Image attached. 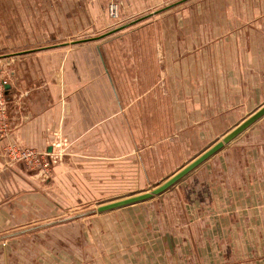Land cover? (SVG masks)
<instances>
[{
	"label": "rangeland",
	"instance_id": "obj_1",
	"mask_svg": "<svg viewBox=\"0 0 264 264\" xmlns=\"http://www.w3.org/2000/svg\"><path fill=\"white\" fill-rule=\"evenodd\" d=\"M110 6H115L112 13ZM225 7V0H0V66L10 86L7 95L10 127L19 125L25 97L43 87V83L52 82L61 89L99 88L97 44L104 58V72L109 74L115 87L120 107L117 118L103 123L102 144L97 143L101 133L96 135L94 130L66 137L59 129L49 128L45 129L44 145L50 150L44 145L41 148L25 145L17 142L18 138L0 143V153L5 143L34 149L49 168L48 173H44L19 164L21 162L8 163L0 155V183H16L18 188L16 193L7 192L16 198L9 201L14 202L12 206L0 210V233L151 189L221 138L229 130L231 120L253 112L248 107L230 120L223 119L221 125L208 124L205 118L200 122L187 120L188 124L184 120L170 121L167 112L176 97L160 93L161 87L175 86V81L166 78L170 65L164 64L163 56H173L176 62L174 56L181 49L185 54L190 53L191 44L204 49L216 21L222 23L219 19H223ZM121 26L125 27L118 29ZM114 29L118 30L100 37ZM94 37L98 38L73 43ZM52 45L64 47L58 48L56 55L45 54L44 59L27 60V55L20 53ZM61 57H65L66 69L59 61ZM23 63L25 71L19 74ZM46 68L50 78L64 68L67 84L39 78ZM104 80L107 88L106 75ZM147 89L150 91L144 95ZM88 109L96 111L95 106ZM104 114H107L106 109ZM178 124H185L188 134L178 137L180 130H177L174 132L177 135L167 137V127ZM12 165L17 173L23 169L24 180L20 175L8 174L7 170L2 172ZM175 186L139 205L147 209L155 206L158 214L167 208L172 210L169 205L175 202ZM12 187L15 188V184ZM108 212L0 241V264L8 259L18 264L37 260L43 263L48 257L43 252L48 249H61L60 254L65 252L74 260L73 256L83 247L77 233L88 231ZM88 247L91 249L89 244ZM4 248H19L25 252L6 256Z\"/></svg>",
	"mask_w": 264,
	"mask_h": 264
},
{
	"label": "crops",
	"instance_id": "obj_2",
	"mask_svg": "<svg viewBox=\"0 0 264 264\" xmlns=\"http://www.w3.org/2000/svg\"><path fill=\"white\" fill-rule=\"evenodd\" d=\"M225 2L223 19H219L222 23L216 21L204 49L191 44L190 53L181 49L174 56L176 62L173 56H163L164 64L170 65L166 78L175 81L174 87L160 89L161 95L176 97L167 112L170 121L184 120L188 124L187 120L200 122L205 118L208 124L221 125L223 119L230 120L248 107L254 111L264 103V0ZM190 26L196 33L195 25ZM96 46L99 88L61 89L58 84L43 83L25 97L19 125L9 127L0 143L18 138L17 142L41 148L45 129L49 128L59 129L66 137L94 130L96 135L101 133L97 143L102 144L103 123L117 118L120 107ZM62 47L52 45L21 54H26L27 60L44 59L45 54L56 55ZM59 61L66 69L65 57ZM64 68L54 78L46 68L39 78L60 80L65 85ZM24 69L23 63L19 74ZM9 92L10 86L7 95ZM89 106H95L96 111ZM244 118L231 120L229 130ZM184 127H167V137L187 135ZM6 168L2 172L7 170L24 180L22 168L20 173L14 165ZM175 185V202L169 205L172 210L167 208L158 214L155 206L147 209L138 203L110 211L88 231L77 233L83 247L74 260L65 252L60 254L61 249H48L43 252L48 256L43 263L37 260L31 264H264V115ZM17 189L16 183H0V210L13 205L9 201L16 197L8 193ZM2 251L6 256L25 252L19 248ZM5 261L3 264H18L11 259Z\"/></svg>",
	"mask_w": 264,
	"mask_h": 264
},
{
	"label": "water",
	"instance_id": "obj_3",
	"mask_svg": "<svg viewBox=\"0 0 264 264\" xmlns=\"http://www.w3.org/2000/svg\"><path fill=\"white\" fill-rule=\"evenodd\" d=\"M126 26V25H125ZM125 26H121L118 29H121ZM118 29H114L112 31H109L100 37H103L105 35H108ZM99 37V38H100ZM98 37L94 38H86L82 40L73 41V43L78 42H86L90 41L92 39H97ZM25 52V51H23ZM20 52V53H23ZM19 54V53H18ZM8 89L9 86H6ZM264 115V103L260 105L257 109H255L251 114H249L247 117H245L242 121H240L236 126H234L232 129H230L228 132H226L221 138L216 140L214 143H212L210 146H208L206 149H204L201 153H199L197 156L192 158L189 162L182 165L180 168H178L174 173L169 175L166 179H164L162 182L156 184L151 189L141 191L135 194H131L122 198H117L114 200H110L107 202H103L101 204H98L94 207H90L84 210L77 211L75 213H71L68 215H63L57 218H53L50 220L42 221L39 223H34L31 225L23 226L17 229H12L8 231H4L0 233V241L7 240L16 236L28 234L31 232L38 231L43 228H47L56 224L64 223L67 221H71L77 218H81L84 216H90L94 214L104 213L115 209H120L123 207H127L130 205L138 204L144 201H147L149 199H152L155 196H158L170 188L174 186L176 183H178L182 178L187 176L190 172H192L195 168H197L199 165H201L203 162H205L207 159H209L212 155L220 151L224 146H226L229 142H231L237 135H239L242 131H244L246 128H248L251 124H253L255 121H257L259 118H261Z\"/></svg>",
	"mask_w": 264,
	"mask_h": 264
},
{
	"label": "built area",
	"instance_id": "obj_4",
	"mask_svg": "<svg viewBox=\"0 0 264 264\" xmlns=\"http://www.w3.org/2000/svg\"><path fill=\"white\" fill-rule=\"evenodd\" d=\"M115 11V6H110V12ZM9 82L7 75L0 66V141L9 132L10 121L8 111L7 88ZM2 153V154H1ZM0 155L4 156L8 163L21 162L28 167H34L41 172L48 173L49 168L45 166L47 162L34 149L22 148L13 143H5L1 148Z\"/></svg>",
	"mask_w": 264,
	"mask_h": 264
}]
</instances>
